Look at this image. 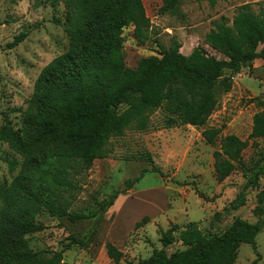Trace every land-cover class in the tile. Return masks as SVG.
Returning <instances> with one entry per match:
<instances>
[{"label":"rangeland","instance_id":"374dc122","mask_svg":"<svg viewBox=\"0 0 264 264\" xmlns=\"http://www.w3.org/2000/svg\"><path fill=\"white\" fill-rule=\"evenodd\" d=\"M142 1L150 20L149 38L138 42L133 27L122 35L125 61L131 68H136L141 58L159 56L162 49L176 42L184 55L202 46L210 55L223 58L205 43L215 23L225 19L232 26L237 13L246 7L255 14L264 11V0H180L174 11H164L162 0ZM67 26L65 7L53 6L51 0H0V186L31 178L44 156L60 152L51 138H38L31 123L43 94V69L56 57L74 50ZM21 32H29L28 37L10 48ZM224 75L232 88L219 95L205 126H167L164 112L158 109L147 131L129 128L112 138L107 158L69 162L72 188L59 195L70 214L87 218L72 222L67 216L43 209L36 220L44 229L24 237L28 248L44 252L46 258L63 250L66 264H117L107 254L106 245L112 243L124 255L118 264H135L154 249H162V231L172 224L196 222L207 233H221L236 217L257 221L253 210L262 180L260 187L245 191L243 206L234 209V202L264 158V140H258L256 148L249 140L253 117L264 107V61L255 60L240 71L226 70ZM212 127L221 128L223 136L235 134L250 142L243 163L224 180L218 179L214 166L220 142L209 144L202 137L203 130ZM147 155L152 163L144 159ZM154 167L160 173L148 171L132 187L128 185V180ZM114 193L119 194L114 205L101 210L102 203ZM146 216L150 221L136 227ZM73 237L83 239L86 246H68ZM256 243L260 258L250 244H242L236 264H264V230ZM184 248L176 240L167 252Z\"/></svg>","mask_w":264,"mask_h":264},{"label":"trees","instance_id":"16d2710c","mask_svg":"<svg viewBox=\"0 0 264 264\" xmlns=\"http://www.w3.org/2000/svg\"><path fill=\"white\" fill-rule=\"evenodd\" d=\"M164 11H174L180 0H162ZM214 1V0H212ZM53 6L65 7L67 33L73 51L51 61L42 71L43 94L36 106L32 130L38 138H51L60 148L54 156H44L35 165L29 179H15L0 186V264H66L64 251L33 252L24 237L44 229L36 220L46 209L52 215L67 216L72 222L87 218L70 214L59 192L72 188L67 171L69 162H87L109 156L112 138L122 136L129 128L147 131L152 114L161 109L167 126L203 127L215 111L219 95L229 92L231 81L226 70L240 71L255 60L264 61V11L253 13L241 9L229 26L225 19L205 37V43L223 58L210 55L198 46L189 55L180 52L176 42L157 55L143 57L136 68L126 64L124 31L133 27L134 37L143 43L148 38L150 20L142 0H51ZM29 32L15 36L10 48L17 47ZM261 47V48H260ZM203 139L214 144L215 171L219 180L228 178L243 163V153L264 140V107L253 117L249 140L235 134L223 136L221 128H206ZM144 159L152 163L151 156ZM14 166V162L7 160ZM148 171L128 180L133 186ZM262 187L253 210L257 221L236 217L221 233H207L196 222L183 226L172 224L162 231V249L135 264H236L242 244H250L260 258L256 237L264 230V158L250 173L244 189L234 202L238 209L246 202L245 191ZM114 193L101 205V210L114 205ZM204 198L203 196H201ZM150 221L144 217L140 227ZM176 240L185 247L171 254L167 248ZM86 246L83 239L71 238L69 245ZM107 254L120 263L124 255L112 243ZM256 263V262H255Z\"/></svg>","mask_w":264,"mask_h":264},{"label":"crops","instance_id":"0c3cea01","mask_svg":"<svg viewBox=\"0 0 264 264\" xmlns=\"http://www.w3.org/2000/svg\"><path fill=\"white\" fill-rule=\"evenodd\" d=\"M258 60H260V59H258ZM187 223H189V222H187ZM187 223H186V224H187ZM164 230H166V227H165V229H164Z\"/></svg>","mask_w":264,"mask_h":264}]
</instances>
